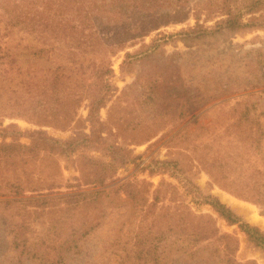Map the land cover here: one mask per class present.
Returning a JSON list of instances; mask_svg holds the SVG:
<instances>
[{
    "label": "trees",
    "instance_id": "trees-1",
    "mask_svg": "<svg viewBox=\"0 0 264 264\" xmlns=\"http://www.w3.org/2000/svg\"><path fill=\"white\" fill-rule=\"evenodd\" d=\"M161 2L0 0V213L7 216L11 245L20 256L37 264H68L83 251L80 239L91 229L98 198L104 192L117 194L133 207L131 234L120 233L109 244L117 264H172L175 258L256 264L252 259L237 261L236 239L220 233L212 214L195 211L190 202L208 205L227 224H236L253 247L264 251V231L201 189L177 158L151 159L142 169L148 174L166 172L176 184L161 179L153 186L145 178H134L104 190L115 180L118 168L137 158L127 142H139L107 141L112 129L106 126L109 121L100 118V108L111 103L121 113L123 103L128 102L119 99L123 91L116 94L110 57L139 43L138 48L124 53L120 71L127 72L132 63L158 51L165 36L151 37L148 42L145 37L160 24L188 15L180 6ZM253 6L247 3L242 12L223 0L209 10L218 14L212 24H206L207 19L199 22L201 13L194 11V25L181 31L188 35L250 31L259 23L252 14L243 19V13L253 12ZM148 98L144 95L136 110L130 106L127 113L134 111L133 115L118 114L121 122L116 127L142 128L147 136L143 140L154 136L158 117L143 113L147 107L157 106ZM82 107L85 116L79 113ZM6 117L25 118L38 128L22 130L16 123L4 124ZM43 125L71 130V135L53 137ZM21 137H27L28 143L20 142ZM255 140L259 142L258 137ZM86 149L98 150L102 157L83 155L84 167L78 166L76 185H66L60 160ZM240 150L206 149L199 158L212 182L260 204L264 215V164L244 165L237 160L243 152L262 153L259 149ZM63 186L75 189L64 191Z\"/></svg>",
    "mask_w": 264,
    "mask_h": 264
},
{
    "label": "rangeland",
    "instance_id": "rangeland-1",
    "mask_svg": "<svg viewBox=\"0 0 264 264\" xmlns=\"http://www.w3.org/2000/svg\"><path fill=\"white\" fill-rule=\"evenodd\" d=\"M161 1L166 5L180 6L182 11H188V15L180 21L160 24L145 37L144 41L148 42L151 37L161 34L165 36L158 51L132 63L127 72L120 71L124 53L138 48L139 43L110 57L114 71L112 81L118 88L116 94L123 91L119 99L128 102L123 103L125 108L121 109V113L118 111L120 107L112 108L111 103L100 108V118L109 121L106 126L108 130L112 129L107 141L134 139L139 142H127L137 158L134 162L118 168L115 180L105 185L104 190L109 191L111 186L134 178H145L153 186L161 179L176 184V179L166 172L148 174L147 170L142 169L151 159L177 158L201 189L211 192L243 220L264 231L261 205L212 182L199 158L202 151L220 147L231 151L238 150V153L241 152L240 148L259 149L264 156V0H228V3L242 12L247 3H254L253 12L243 13V19L252 14L259 23V26L250 31L240 33L224 30L189 35L182 33L181 29L194 25V11L201 13L199 22L207 19L206 24H212L218 14L209 10L223 0H158V3H162ZM200 7L205 8L200 10ZM177 31L181 33H175ZM147 81L150 82L148 86H143ZM144 95L149 97V103L155 100L157 108L149 106L143 115L151 118L156 114L158 117L155 128L157 132L148 140H143L147 136L144 137L146 134L142 133V128L131 129L125 124L116 127V123L121 122L117 117L122 114L127 117L129 114L133 115L134 111L127 113V110L130 106L138 109ZM79 113L85 116L86 109L82 107ZM9 122L16 123L22 130L38 128L36 124L22 117L4 118V124ZM41 128L57 138L71 135V130L62 131L46 125ZM260 130L262 134H259ZM257 137L258 143L255 140ZM28 141L27 137L20 138L22 143ZM86 154L102 157L100 151L86 149L72 154L67 160H60L63 182L66 185H76L75 177L80 175L77 169L79 164L84 167L82 156ZM262 154L246 155L243 152L238 155L237 160L244 165H261L264 164ZM69 189H75V186L62 187L64 191ZM190 204L197 212L212 214L218 231L229 233L236 239L234 257L237 261L252 259L256 264H264V251L253 247L236 224H227L208 205ZM6 220L5 213H0V264H37L36 260L20 256L13 248L9 223ZM92 223L91 229L80 239L83 251L71 257L68 264H117L109 244L120 233L125 236L131 234L134 223L131 203L120 199L117 194H100ZM189 262L214 264L206 259L187 262L181 258H175L172 264H190Z\"/></svg>",
    "mask_w": 264,
    "mask_h": 264
}]
</instances>
